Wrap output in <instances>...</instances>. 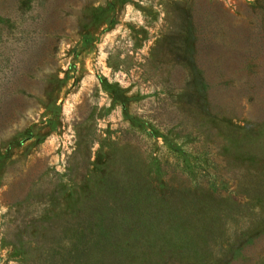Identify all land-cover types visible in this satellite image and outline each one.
<instances>
[{"label":"rangeland","instance_id":"rangeland-1","mask_svg":"<svg viewBox=\"0 0 264 264\" xmlns=\"http://www.w3.org/2000/svg\"><path fill=\"white\" fill-rule=\"evenodd\" d=\"M0 264H264V0H0Z\"/></svg>","mask_w":264,"mask_h":264}]
</instances>
